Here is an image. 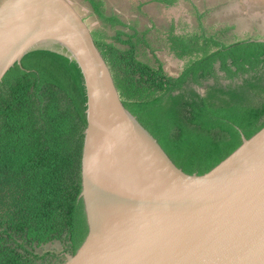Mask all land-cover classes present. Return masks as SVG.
I'll return each instance as SVG.
<instances>
[{
  "label": "trees",
  "instance_id": "1",
  "mask_svg": "<svg viewBox=\"0 0 264 264\" xmlns=\"http://www.w3.org/2000/svg\"><path fill=\"white\" fill-rule=\"evenodd\" d=\"M108 26L92 32L124 105L156 137L174 163L204 175L264 128V42H226L220 31L168 33L170 51L189 59L169 75L150 41L151 29L107 13L87 0ZM173 5L177 0H159ZM145 3H141V8ZM148 52L155 63L142 60ZM216 64L218 69H216ZM242 82L218 86L217 72ZM215 79L205 96L194 85ZM82 74L49 51L24 57L0 86V264H65L88 233L81 164L86 128ZM61 243L60 253H39Z\"/></svg>",
  "mask_w": 264,
  "mask_h": 264
},
{
  "label": "water",
  "instance_id": "2",
  "mask_svg": "<svg viewBox=\"0 0 264 264\" xmlns=\"http://www.w3.org/2000/svg\"><path fill=\"white\" fill-rule=\"evenodd\" d=\"M36 51L74 62L86 95L80 198L89 233L65 264H264V128L242 134L208 173L188 174L124 105L71 2L0 5V86Z\"/></svg>",
  "mask_w": 264,
  "mask_h": 264
},
{
  "label": "rangeland",
  "instance_id": "3",
  "mask_svg": "<svg viewBox=\"0 0 264 264\" xmlns=\"http://www.w3.org/2000/svg\"><path fill=\"white\" fill-rule=\"evenodd\" d=\"M4 1L5 0H0V5ZM68 1L74 2L71 4L84 17L93 32L104 31L109 36L115 34V28L108 25L103 27V25H101L102 23H100V20L98 21L96 17L92 16V9L88 3L85 2L83 3L84 5H77L76 0ZM144 1L149 3L147 5L149 11L154 13V17H152L154 20L151 21V23L149 17L145 20V22H148L149 29H151V44L157 52V58L163 62L165 71L171 76H178L184 70L186 63L189 60H181L175 57L170 51V45L167 39L168 33L171 31L172 27H174L175 34L186 36H188V34L191 35L193 33H201L202 30H204L203 32H206L207 34H215L216 32H219L220 29L230 28L229 31L225 30L223 33L226 42H232L237 39H247L250 37L254 38L255 36L264 37V25H258V29L256 30L252 22L250 23L245 20L249 16L250 18H255L258 20V22L261 21L264 24V0H194L199 2L201 5L198 8L200 13H204L206 10L205 6L207 5L210 8L214 7L216 9L214 12L210 13L208 18H204V14L202 18H198L196 15H194L195 11L191 9L192 1L180 2V0H177L174 3L176 6L173 4V7L168 8L165 11L162 8H155L153 4L155 0ZM123 2L125 6H131V3L129 4L125 1ZM186 3L188 10L181 9L182 6H186ZM106 4V11L108 14L110 12L119 14L120 8L123 7L121 0H108ZM163 6L165 7L164 4ZM127 18H134L132 11H130V14ZM200 23H202V25H200ZM141 27L143 28L144 26ZM158 27L161 28L160 31H158ZM250 31L252 33H250ZM155 36H158V38H154ZM142 60L149 62L150 64L155 63L154 57L151 55L144 56ZM239 80L242 82L241 79ZM193 87L196 89V91H199L203 94L207 91V88H201V86L194 85ZM63 249V245L57 242L44 246L43 248L39 249L38 252L60 253L63 251Z\"/></svg>",
  "mask_w": 264,
  "mask_h": 264
},
{
  "label": "flooded vegetation",
  "instance_id": "4",
  "mask_svg": "<svg viewBox=\"0 0 264 264\" xmlns=\"http://www.w3.org/2000/svg\"><path fill=\"white\" fill-rule=\"evenodd\" d=\"M103 2H104V6H105V9L107 10V4H106V2L108 1V0H102ZM139 1V2H138ZM188 2V1H192L191 2V9L193 10V11H195V13H194V15H196L198 18H202V16H203V14H204V18H208V16L210 15V13L211 12H214L216 9L213 7V8H210V7H208V5L207 6H205V8H206V10L204 11V13L203 12H199L198 11V8L201 6L200 4H199V2H197V1H194V0H180V2ZM88 3L89 5H90V3L87 1V0H76V4L78 5V4H82V5H84L83 3ZM129 2L131 3V6L134 8V6H136V5H138V4H140V3H143V2H146V1H140V0H129ZM176 2V1H175ZM72 4L74 3V2H71ZM129 3V4H130ZM153 4H154V6H155V8L157 9V8H162L164 11L165 10H167L168 8H171V7H173L172 5H168V4H166V3H162V2H160L159 0H155L154 2H153ZM163 4L165 5V7L163 6ZM131 6H130V8H131ZM146 6H147V4H146ZM174 6H176L175 4H174ZM90 8L92 9V7H91V5H90ZM181 9H185V10H188V7H187V3H186V6H182L181 7ZM108 11H110V10H108ZM197 11V12H196ZM92 12V16L93 17H96L97 18V20L99 21L100 20V23H102L101 25H103V27L104 26H106V24H104V22L98 17V15L97 14H95L94 13V11L92 10L91 11ZM147 12V14H146V16H145V18H143V19H147L148 17H149V19H150V23H151V21H153L154 20V18H152V17H154V13L153 12H150L149 11V9H148V11H146ZM166 13V12H165ZM207 14V15H206ZM247 15V14H246ZM82 16V15H81ZM83 17V16H82ZM211 17V16H210ZM247 18V17H246ZM83 19H84V17H83ZM85 20V19H84ZM245 20H247L248 22H252V24H253V26L255 27V29L257 30L258 28H257V26L258 25H264L263 24V22H261V21H259L258 22V20L257 19H255V18H250L249 16H248V18L247 19H245ZM86 21V20H85ZM146 23H148V22H146ZM200 25H202V23H200ZM140 26H142V25H140ZM91 29V28H90ZM158 31H160V27H158ZM229 29L230 28H223V29H220V31H222V32H225V30H227V31H229ZM219 31V32H220ZM93 32V31H92ZM248 32V31H247ZM217 33V32H216ZM250 33H252L251 31H250ZM193 34H195V33H193ZM193 34H191V35H193ZM208 35H210V34H208ZM150 37H152V33L150 34ZM225 36H223L222 35V39L223 40H225V38H224ZM154 38H158V36H155ZM260 39H264V37H261ZM148 55H151V56H153L152 54H151V52H148ZM156 56H157V52H156ZM175 56V55H174ZM154 57V56H153ZM176 57V56H175ZM216 69H218V67L219 66H217V64H216ZM217 75H218V77H219V79L217 80V82H218V86H221V87H224L225 88V86L226 85H228V84H230V83H236V82H239V83H241L240 82V80H235V81H230L229 79H226V75L224 74V73H222V72H220V71H218L217 72ZM224 81H226V82H224ZM217 86V84H216V80L215 79H209L208 81H203V83L201 84V85H196V86H201V88H207V91L203 94V93H201V92H199V91H197L199 94H201L202 96H205L206 94H207V92L209 91V89H211V87H214V86Z\"/></svg>",
  "mask_w": 264,
  "mask_h": 264
},
{
  "label": "crops",
  "instance_id": "5",
  "mask_svg": "<svg viewBox=\"0 0 264 264\" xmlns=\"http://www.w3.org/2000/svg\"><path fill=\"white\" fill-rule=\"evenodd\" d=\"M122 3H123V7L120 8V12L118 15H120V17L123 19V20H126V21H135V22H138L139 25H142V26H148V23L145 22V16L147 14V9L148 7L146 6V4L148 5L149 3L146 2H143L145 3V6H143L141 8V3L134 6V8L131 6V8L129 6H125L124 2H127V3H130L129 0H121ZM130 11H132V14L134 15V18H127L128 15L130 14Z\"/></svg>",
  "mask_w": 264,
  "mask_h": 264
}]
</instances>
